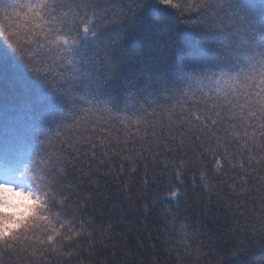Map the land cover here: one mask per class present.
<instances>
[{
    "label": "snow or ice",
    "instance_id": "6c2138e0",
    "mask_svg": "<svg viewBox=\"0 0 264 264\" xmlns=\"http://www.w3.org/2000/svg\"><path fill=\"white\" fill-rule=\"evenodd\" d=\"M257 246L264 0H0V264H254Z\"/></svg>",
    "mask_w": 264,
    "mask_h": 264
},
{
    "label": "trees",
    "instance_id": "16d2710c",
    "mask_svg": "<svg viewBox=\"0 0 264 264\" xmlns=\"http://www.w3.org/2000/svg\"><path fill=\"white\" fill-rule=\"evenodd\" d=\"M188 179L190 180V176L188 177ZM188 215H189V222L196 225L198 228L207 229L211 233H215L218 235L220 234L219 229L224 224L223 220H221L218 225H214L208 219L202 216H198L196 212L194 211L190 210ZM152 219H153L152 216L148 217L149 222H151ZM140 220H141L140 217L129 213L127 215L126 220L123 223H118L115 225L117 232L119 233L128 232L129 233L128 243H129V246L132 247L134 251H137V248H136L137 241L135 240L134 233H135L136 228L139 226ZM130 228H131V231H129ZM220 243H222V241H220ZM147 244H148V241H145V248L139 254L140 258H144L145 256L149 254V249L147 247ZM262 255H264V253H262L259 247L257 246L251 250V255L248 257H245V259L252 260L254 264H258Z\"/></svg>",
    "mask_w": 264,
    "mask_h": 264
},
{
    "label": "clouds",
    "instance_id": "9594fccd",
    "mask_svg": "<svg viewBox=\"0 0 264 264\" xmlns=\"http://www.w3.org/2000/svg\"><path fill=\"white\" fill-rule=\"evenodd\" d=\"M6 198H7L8 200L19 201V202H22V203H24V204L27 203L26 200H23L21 197L18 196V194H15V193L7 194V195H6ZM23 211H24L23 209L20 210V215H21V216L23 215Z\"/></svg>",
    "mask_w": 264,
    "mask_h": 264
}]
</instances>
